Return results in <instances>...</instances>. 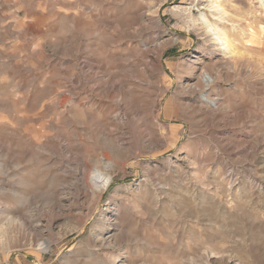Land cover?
<instances>
[{
    "label": "rangeland",
    "instance_id": "obj_1",
    "mask_svg": "<svg viewBox=\"0 0 264 264\" xmlns=\"http://www.w3.org/2000/svg\"><path fill=\"white\" fill-rule=\"evenodd\" d=\"M0 264H264V0H0Z\"/></svg>",
    "mask_w": 264,
    "mask_h": 264
},
{
    "label": "bare ground",
    "instance_id": "obj_2",
    "mask_svg": "<svg viewBox=\"0 0 264 264\" xmlns=\"http://www.w3.org/2000/svg\"><path fill=\"white\" fill-rule=\"evenodd\" d=\"M218 35V34H217ZM219 36V35H218ZM220 40L223 42V45H227V39H226V37L224 36V37H222V38H220ZM49 249V245H46L45 246V248L43 249L44 251H47Z\"/></svg>",
    "mask_w": 264,
    "mask_h": 264
}]
</instances>
